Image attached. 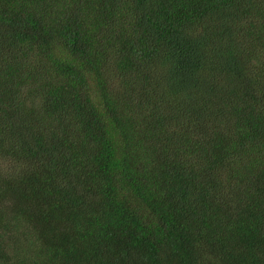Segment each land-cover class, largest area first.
Returning <instances> with one entry per match:
<instances>
[{"label": "trees", "instance_id": "1", "mask_svg": "<svg viewBox=\"0 0 264 264\" xmlns=\"http://www.w3.org/2000/svg\"><path fill=\"white\" fill-rule=\"evenodd\" d=\"M0 264H264V0H0Z\"/></svg>", "mask_w": 264, "mask_h": 264}]
</instances>
